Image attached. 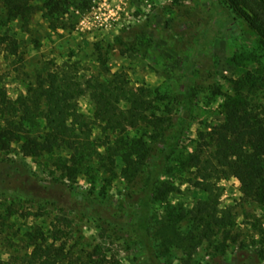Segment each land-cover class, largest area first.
I'll return each mask as SVG.
<instances>
[{
	"label": "rangeland",
	"instance_id": "rangeland-1",
	"mask_svg": "<svg viewBox=\"0 0 264 264\" xmlns=\"http://www.w3.org/2000/svg\"><path fill=\"white\" fill-rule=\"evenodd\" d=\"M88 1L82 11L70 7L56 28L48 25L39 10L26 23H10L5 33L16 39L18 49L15 55L0 51L1 84L11 99L30 102L38 77L48 68L73 65L78 76L90 77L99 73L98 61L104 60L110 72L127 74L133 90L149 95L156 104L150 114L167 121L159 126L163 130L147 129L151 146L163 131L172 130L182 114L183 66L206 25L211 0ZM230 15L238 27L237 36L217 34L194 51L195 96L186 112L184 134L147 206L151 249L160 264H264V188L259 195L245 198L235 177L202 181L191 160L202 142L200 134L221 123V105L233 82L264 53L256 32L234 11ZM143 37L150 38L149 44L141 42ZM76 109L86 119L91 116L93 104L87 95L77 99ZM19 149L20 143H15L7 154L0 153V215L4 216L0 218V261L6 262L18 247L14 233L20 236L33 226L50 230L58 225L71 232L67 246L77 242L75 249H81L99 244L107 260L146 264L127 227L103 229L97 209L72 199L60 186H42L47 173ZM117 169L111 183L97 181L93 189L98 199L109 204L101 210L121 224L134 206H122L123 199L138 189L133 188L135 180L121 177ZM91 185L81 179L77 188L88 191ZM12 191L35 198L14 204L17 212L5 219L11 199L7 194Z\"/></svg>",
	"mask_w": 264,
	"mask_h": 264
},
{
	"label": "trees",
	"instance_id": "trees-1",
	"mask_svg": "<svg viewBox=\"0 0 264 264\" xmlns=\"http://www.w3.org/2000/svg\"><path fill=\"white\" fill-rule=\"evenodd\" d=\"M36 1L0 0V51L17 53L16 39L5 33L10 23H26L39 10L48 25L56 28L59 22L63 23L70 7L82 11L89 4L88 0H40V4ZM230 10L246 21L264 47V0H211L206 25L194 42L195 49L217 34L237 36L238 27ZM141 42L149 44L150 38L143 37ZM195 49L183 66L182 114L172 130L165 134L163 131L151 146L147 145V129L157 130L167 121L150 114L156 104L149 95L133 90L127 74L110 72L104 60L98 61L99 73L90 77L78 76L73 65L48 68L38 77L30 102L11 99L0 78V153L7 154L15 143H20L22 155L32 158L47 173L40 181L42 186H60L72 199L97 209L103 229L127 227L144 263L160 264L151 249L147 206L163 167L184 134L186 112L195 96ZM229 90L221 105V123L200 134L202 142L191 160L200 170L202 181L233 176L241 194L252 198L264 188V53L255 57V66L233 82ZM82 95H87L93 104L88 119L76 109ZM131 125L132 130L128 128ZM97 128L99 131L95 132ZM133 132L137 134L132 135ZM137 155H141L140 161L136 160ZM118 167L120 176L135 180L133 188L138 189L123 199L122 206H134L121 224L101 210L109 204L98 199L93 189L97 181L111 183ZM81 179L92 184V188L78 189ZM8 196L11 199L5 208V219L17 212L14 204L35 198L30 193L15 195L13 191ZM13 235L18 238V247L1 264H118L107 260L104 252L101 254L103 248L99 244L81 249H75L77 242L67 246L71 232L58 225L50 230L33 226L20 236L18 232Z\"/></svg>",
	"mask_w": 264,
	"mask_h": 264
},
{
	"label": "built area",
	"instance_id": "built-area-1",
	"mask_svg": "<svg viewBox=\"0 0 264 264\" xmlns=\"http://www.w3.org/2000/svg\"><path fill=\"white\" fill-rule=\"evenodd\" d=\"M93 7V6H92Z\"/></svg>",
	"mask_w": 264,
	"mask_h": 264
}]
</instances>
